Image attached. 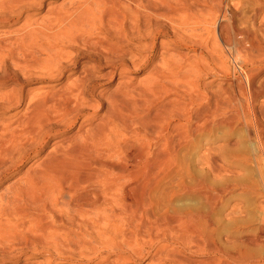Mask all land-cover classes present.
Listing matches in <instances>:
<instances>
[{
    "label": "rangeland",
    "instance_id": "1",
    "mask_svg": "<svg viewBox=\"0 0 264 264\" xmlns=\"http://www.w3.org/2000/svg\"><path fill=\"white\" fill-rule=\"evenodd\" d=\"M8 1L12 3V0H0V2L2 3H0V133L6 132L7 130V132H9L10 130H12L10 129L11 127L17 130H21V128L24 126L26 128V126H28L29 124L27 123L26 118L30 115L28 109L26 108V105L28 104V100L30 99V97H34L33 99H37L45 95L49 97V95L51 96L49 92H51L52 95H54L55 93H58L57 95H61L63 93L61 91H66L69 88L68 82H70L71 84V80L73 79V77L75 78L77 75L82 74L83 72L79 73L81 71H87V67L89 69V73H91L92 75L96 73L95 75H98V78L97 76L95 77L96 93L99 92V94L103 95L102 98H106L108 92H111L113 87H115L117 77V74H113L110 79L109 77L102 78V73L105 74L109 69V63H107L106 65L105 63H102V61L104 62V60H102L99 62H95L94 64L91 62H87L86 64L84 62L86 60V57L85 54H82V52H85V50L92 52V50L89 49L88 45L84 48L82 44H79L80 47L78 45L77 47L72 44L74 45L73 48L71 47L72 45L70 43H65L66 40L64 41L63 37H61L62 39L59 40V34L61 31L63 32V30L59 31V29H63L64 27H60L59 24H63V20L68 15V10L73 9L74 6L77 5V3L78 5L79 3H83V0H22L23 3L21 0H16L20 1L22 4L20 5L19 2V5L17 6L18 8L16 7L17 9L15 8L13 10L15 12H7V9L4 10L7 3L9 4ZM220 1L188 0V7L190 8H188V10H184L181 8V1L177 2L176 0V3H171L172 7L176 5V8L174 7L176 11L172 13L173 15L170 14L172 15L171 17H173L171 26H174V29L172 27H168L166 32L163 33L162 36H157L156 39L149 38L150 34H148L146 30H144L142 32L144 37L140 38L141 40L137 39L139 37H135L134 39L129 40L130 44H134H131L132 46L130 45L131 51L134 54L133 56H131L132 60L140 59V56L144 53L149 54V57L146 60H139V64L135 65L136 67H132L131 60L130 62L128 60V63L131 64H129L131 66L129 74L130 76H134V83H137V86H141L139 84H143V82L146 81L145 78H148L150 76V71L153 70L152 67L154 66L156 69L159 68L163 70L164 73L170 71L171 74L174 72H177V75L181 74V77L178 76V80L180 81L176 80L175 82H178L177 84H174V87L171 85L172 89L169 91V93H172L173 89L178 91V94L180 95V98H178L179 100L185 98L189 99V96H192L194 94V96L192 97H194V101L197 99V103H194L196 105L193 104L192 106H190L192 108H190L191 110L200 107L199 105L205 104L206 101L203 100L202 97L205 96V93L207 92L209 93L212 91L211 93L215 94L221 92L223 99L219 107L222 109L219 110L218 108V112L216 110L213 114L210 113L212 117L209 116L210 118H207L206 121L208 122L205 121V125L203 124L194 127L189 140L179 145L180 147L177 146L178 150L173 168L171 169L167 177H165V179L163 178V180L159 182V187L154 191H151L150 201L152 204L148 202L149 205L146 203L147 205L143 206L144 208L142 209L140 208L142 207L141 205H134L136 208H134V206V209L132 207L131 209L126 208V211L118 209L116 207H112V209H114V212H110L111 215L108 214L109 212L107 211H100L102 213H100L101 215H103V213L106 214H104L105 216L103 215V217L101 216L102 218H100V214L97 213V210H92L89 211V213H83L81 215L77 214L74 205H76L79 201L82 202L81 199L83 198L81 197L88 193L87 189L81 188L75 192H73L74 190L68 192V195L66 196V199L69 202L68 205L63 206L62 208H55L54 210L55 214L57 213L62 216V221L64 222H62L61 224V227L63 228L62 230L58 229L53 231L54 234H59L58 237H55L60 238V248H62V251L54 242H51L52 244L50 243L49 238H47V230H39L40 227H38L37 224L36 227L34 226L33 223H35V219L31 218L35 216V214L33 213L36 212L34 211L35 209L33 206L28 205V210H30L29 216L31 217L29 218L28 216L25 220V225L23 228L24 232L22 234L21 242L23 243L25 236L31 239H35L38 236L39 239V236L44 234L46 236H41L42 239H40V242L41 240L43 242L41 244H44L45 239L46 241H49L50 244L49 246H47L48 248L42 247L41 244H35V247L32 245L34 248L30 247L27 250L21 244L17 245L16 243V249L15 247H12V251L14 253V251L16 250L14 255L17 256V260L15 259V257L12 260H9L8 258L5 259V261L3 260L0 264H110L112 263L110 261H116V254L118 250H113L115 248L111 247V242L116 244L118 243V247L119 245L120 247H123V245H125L126 247L129 244L134 247H142V252L138 255L133 256L134 258H131L132 261L130 260V264H157L154 261V257L152 256H155L156 253L159 254L160 251L165 252L166 249L168 250L172 247V244L169 242L171 244L170 245L167 242L171 234L170 232H166L164 230L165 228L163 225L167 224H165V222H168V224H176V221L172 222L173 219L177 220L179 218L178 216H180V219L184 220L185 216H183V214L185 215V213H188L189 215L192 212V214L196 213L194 214V216L197 215L196 217H198V214L199 216H201L199 217L201 218L199 221L201 224L199 227L201 233L194 232L193 234V232H190L189 234L194 240L196 238L198 239L195 240L197 244H193L190 247L179 248V252L185 255V258L188 257L190 260L194 258L195 261H198V259L202 258L203 261L198 264H224L222 263V261L224 262L226 259V252L233 253L235 251H238V249H242L243 247L245 248H243L242 250L245 249L250 251L249 253L252 256L251 258H253L254 256L253 259H255V257L258 258L257 256L264 253L262 252L264 251L263 247H254L253 245H245L244 243H242V240L245 237L254 235L255 226L259 221L258 218H260L263 213L261 212L262 207L260 208V206H263L261 196L256 193V190L252 191L248 186H250L251 183L255 181L259 176L258 165L254 160V157L257 154L255 150L256 143L254 141V135L251 134L253 132H251L252 129L249 123V117H252L253 115L254 117L256 116L257 119H259L264 125V121L261 117L262 113H264V98L259 97L254 101L255 108L247 107L245 101L237 99L238 96L236 97L235 93L233 92L234 88L230 86L231 81L237 75L243 77L240 75L239 63L234 60L235 58H237V53L234 49L236 44L235 41L238 40L236 37L237 34L238 36H240L239 34H242L245 32V30H247L246 32H253V34L257 38H259L261 41H264V0ZM216 4H220V7L222 9L215 11V7L217 6ZM17 10H19V12H17ZM75 10H70L71 12H69V15H72ZM126 10H128V8H126ZM63 12L67 13L66 16L65 14H63ZM60 16L62 17V19ZM58 19L60 20L58 21ZM44 26L45 28H47L45 29ZM51 26H53V31L56 28L54 32L49 29L52 28ZM43 28L45 31L43 30ZM37 30L39 32L41 30L42 33L44 31L46 33H44L46 36H48V32L50 34L52 32L57 33L58 31L59 33L56 34V36L58 35V38L56 39H58L60 42L63 40L62 42L64 44H59L60 42L54 40L55 36L53 33L51 35L52 37H49L53 39H49L45 35L42 36L43 34L41 35V33L38 34ZM35 31L37 33L36 35H39V37L42 36L43 39L42 37L38 38V36L33 35L32 33H34ZM111 31L116 35L115 29L111 28ZM145 33L148 34L146 35V37ZM166 33H168V35ZM94 34L96 33L93 32V34L91 35L92 38ZM97 36H99V38ZM96 37L98 38V40H100L99 43L98 40H96L97 44H99V49L107 50V46L104 44L106 43V39L104 37L101 38L100 35L96 34L93 40L97 39ZM144 38L149 39L145 40ZM47 39L51 40L49 42L55 41L54 44H57V47L59 44V47H62L61 50H63L64 53L62 51H57L59 50V47H55L53 43H50L52 44V46L48 44L49 42ZM111 39L114 40L113 38ZM150 39H152V41ZM154 40L156 43L154 42ZM42 41L44 43L46 42L45 46H51L48 47L49 49L52 48L53 50V46L54 50L57 48L56 51L59 53H57V57H54L55 55L52 54L54 53V51L52 52L49 49L45 48ZM112 42L113 45L116 42L114 46H118L117 41L114 40ZM152 42L154 43L153 45H150V47L152 46L151 48L153 49L150 48V50L149 44H152ZM67 43L70 45L66 46ZM146 43L148 47L145 45ZM91 44L96 45V42L93 41ZM41 45H43L44 49L47 50H41ZM144 46L149 51H145ZM82 49L85 50L83 51ZM48 50L50 51L49 53L52 52L51 54L53 56L49 55L48 52H45ZM62 54L65 56V58L64 56L63 58L62 56H60ZM46 55H49L48 57L52 56V61H54L55 59L57 60L59 56L60 61L63 60L62 63H67L68 61L72 60L73 64L67 66V68L63 70V72L57 73L55 65H53L54 67L52 66L53 68L50 67L52 61L50 60V58L48 59ZM241 55L242 58H245L248 61V68H251L252 66L251 70L256 73L254 83L258 86L261 82L264 81V55L251 52L250 49L242 50ZM46 58L47 63H44L43 61ZM41 59L42 63L39 64L38 62L41 61ZM250 60L254 62V66L250 63ZM48 61L50 62V66L48 65ZM37 63L39 64L38 66ZM89 63L91 64L92 68H89ZM151 63L153 65H151ZM165 63L167 65H165ZM168 63L170 65H168ZM195 63L200 64L206 70H203V72L199 73V77L198 73L196 72L197 64ZM101 64L104 66H102ZM171 64L173 65V68H171L173 69L172 71L170 69V67H172ZM83 67L86 70H83ZM164 67L167 68V71H165L166 68L164 69ZM168 68L170 70H168ZM257 70L259 71L257 72ZM192 71L197 73V77H195V73L192 74ZM51 72H53V74ZM181 72H184V75ZM185 72H191V77L194 75L192 78L190 77L191 79H193L192 85L194 84L193 81H197L196 84L198 83L197 87L199 88L193 87V90L195 88L194 91H192V89L189 90L190 88L188 87L189 85H187V82H189L191 79H188L189 81L187 80V77L189 78L190 75L186 74ZM99 74H101L102 76ZM185 74L189 76L185 77ZM52 75L53 77L51 78ZM168 75L170 76V74ZM218 81L220 86H223L221 87L222 89L218 88ZM64 87L67 88L65 89ZM46 90L48 91L49 95L46 93ZM58 90L60 93L58 92ZM185 90H187V92ZM196 90L198 91L197 95L199 93V98L197 97V95L195 96ZM183 91L186 94H184ZM189 91L190 93H188ZM171 93H167V96L165 95L166 98L171 95ZM162 94L159 97L160 101L159 99L153 101V108L158 106L159 103L161 104L166 101L165 96ZM6 98L17 99L18 101H16V104H14V106H6ZM161 98L162 101L164 100L163 102L161 101ZM170 99H167V101ZM201 99L202 101L200 102ZM198 100L200 103L198 102ZM101 104L96 111H93L90 114L92 115L94 120H92L93 118L91 117L89 121L85 122L84 128L89 127L88 125H90L91 123L95 124V122L102 116L101 114L104 113L105 108L108 105L107 103ZM248 110H250L249 113H253H250V115L247 112ZM144 112H146V110H144ZM78 125V122L73 124L71 122V124L63 126L60 130H58V134L53 136L54 138H49V141L45 144V146L33 150L34 152L31 151V154L29 153L28 155L22 157V162L21 160H18V162H16V166H14L12 169L10 168L11 170L1 175L0 194L7 193L5 195H11L14 191L15 186L18 183L19 185L23 184L26 181L25 178L28 176V174L30 175L31 172L39 167L38 160L41 159V156L48 154V151L49 153L52 152V149L57 140L61 139L58 143L61 142L63 144H67L69 135H71L72 137V134L76 132L75 130H77L76 128H78ZM131 134H129V140L133 137V135L131 136ZM127 136L125 137L127 138ZM125 137L123 138L125 139ZM147 138L152 147L154 141H151L149 137ZM146 140L145 142L143 140L142 141L144 142V147L147 148V146L145 145H149V142L147 141L146 143ZM130 141V143H132V145H134L135 147L138 146L137 141L134 139V137ZM134 151V148H132L131 153L133 154ZM123 160L124 158L122 159L116 156H113L111 158V161L121 164L125 163V161ZM36 166L37 168H35ZM30 168L33 171L30 170ZM198 182H200L199 185L197 184ZM201 185L204 187H202ZM197 187L202 188L200 189L201 191H199V188L197 189ZM221 187H224V190H222ZM220 188L221 190L218 191V189ZM134 197L136 198L135 193L130 194V196L128 197V201H132ZM75 202L77 203L75 204ZM107 214L110 216H108ZM48 215L49 214H47V216L45 217L47 218V220L44 219V221L46 220L45 223H50L54 226H58L59 221L55 219L54 215ZM171 216H174L176 218H172ZM107 218L109 219L107 220ZM162 218L165 220V222ZM168 218L171 219L168 221ZM28 219L30 220L28 221ZM13 220L15 221V219ZM159 221H163L162 226ZM86 223H88V227ZM31 224H33V227L31 226ZM156 224L158 225L156 226ZM162 227L163 229H161ZM155 230L157 232H155ZM32 231L37 232L33 233V236L36 237H33L31 235ZM130 231L132 232L130 233ZM129 233L130 235L127 236ZM29 234L31 236H29ZM162 234H166V237L162 236ZM43 237L45 239H43ZM159 237H162V239ZM163 238H166V241ZM199 241L203 245L198 243ZM209 244L211 246H209ZM20 246H22L23 249ZM17 247L19 249H17ZM209 247L212 249L210 250ZM57 248L59 250H57ZM24 249H26L27 251L24 252ZM215 257L217 258L216 261ZM162 260L163 263H160L166 264L167 259L163 258ZM204 261L207 262L203 263Z\"/></svg>",
    "mask_w": 264,
    "mask_h": 264
},
{
    "label": "bare ground",
    "instance_id": "2",
    "mask_svg": "<svg viewBox=\"0 0 264 264\" xmlns=\"http://www.w3.org/2000/svg\"><path fill=\"white\" fill-rule=\"evenodd\" d=\"M83 1L84 2L79 3V5L77 3L78 6L75 5L76 8L74 6L73 9L74 10L76 9V10L74 11V13L72 12L73 13L72 15H69V12H71L73 9H70L71 11L68 10L69 16L67 15V17L63 20L62 25L59 24L60 27L64 26L63 29H59V31L63 30V32L61 31L59 34L60 35L59 40H61L62 39L61 37H63L64 41L66 40L65 43L68 42L71 45L74 44L75 46L78 45L79 47H80L79 44H82L84 48L88 45L89 49H91L92 52L82 49L83 51L85 50V52H82V54H85V57H86V60L84 62L86 64L87 62H91L94 64L95 62L104 60V62L102 61V63H105L106 65L107 63H109L108 65L109 69L105 74L102 73L103 75L102 78L109 77L110 79L111 76H113V74H117L115 87H113L111 92H108L106 98L105 97L102 98L103 95L99 94V92L96 93V88H95V80H96L95 77L97 76L98 78V75H95L96 74L95 73L93 74L94 75L93 76L91 73L88 72L89 69L87 67V71H81L79 73L83 72L82 74L77 75L75 78L73 77V79L71 80V84L70 82H68L69 88L66 91H61L63 92L61 95H57L58 93H55L56 95L55 94L52 95V93L49 92L51 94L50 96L48 94V91L46 90L47 91L46 93L49 95V97H47V95H45L46 97L43 96L44 98L39 97L37 99H33L34 97L33 98L30 97V99L28 100V104L26 105V108L28 109L29 114H30L28 117L26 116L27 123H29L28 126H26V128L24 126L21 128V130H17L11 127L10 129L12 130H10L9 132H7L8 131L7 130L6 132L0 133V177H1V175L5 174L7 171L11 170L14 166H16L17 165L16 162H18V160H21V159L23 160L22 157L28 155L31 151L34 152L33 150H36V149L41 148L42 146H45V144L49 141V138L57 135L59 132L58 130H60L63 126L69 125L71 124V122L72 124L76 122L79 123L78 128H76L77 130H75L76 132L72 134V137L71 135H69L67 144L66 143L63 144L61 142L58 143L61 139L57 140L53 149L51 148L53 150L52 152L49 153L48 151V154L41 156V159L39 158L40 160L37 159L39 161L38 163L39 167L37 168L36 166L35 168L37 169L34 171L30 168V170H32L33 172L29 170L31 174L30 175L28 174V176L25 178L26 181L21 185H19L18 183L15 186L14 191L12 192L11 195H5L7 193L0 194V263L3 260L5 261V259H8V258L9 260L14 259V257L16 259L17 256L14 255L16 250L14 251V253L12 251V249L16 246V243L17 245L21 244L27 250L28 248L33 247L35 244L40 245L41 243H43L42 240L40 242V239H42L41 236H43L44 234L39 236L40 238L38 239V236L37 237L33 236L34 235L33 233H37L35 231H32V234H31L33 237H36L35 239H31L25 236L23 243L21 242L22 234L24 232L23 228L25 225V220L30 215V210H28V205L33 206L35 209L34 211L36 212V213H33L35 214V216L31 218V219H35L34 220L35 223H33L34 226L36 227V224H37V226L40 227L39 230H43V231L47 230V238H49L50 243L54 242L59 247L60 250L62 249L60 248V245H61V241L59 240L60 238L55 237V236L58 237L59 234H54L53 231L58 230V229H61V230L63 229L61 227L63 219L60 214H57V213L55 214L54 210L55 208H62L63 206L68 205L69 202L66 199L68 192H71L72 190H74L73 192H75L81 188H85L88 191V193H86L84 196L81 197L83 198L81 199L82 202L80 201L78 203L75 202V204L76 203L77 204L74 205V207L77 211V214L79 215L83 213H89V211H92V210L94 211L97 210V213L99 214L104 211L105 212L107 211L109 212L108 214H110V212L111 213L114 212V209H112V207L125 210L126 208H129V209H131V207L133 208L134 205L135 206L141 205L142 206L140 207L141 209L144 208L143 206H146L147 204L149 205L148 202L151 203L150 201L151 191H154L155 189L159 187V182L163 180V178L165 179V177H167V175L170 173L171 169L173 168L177 150H178L177 146L189 140V137H191L194 127L203 125V124L205 125V121L207 120V118L208 119L210 118L209 116H211L210 113L213 114L214 111H216L220 107V103L223 100L221 92L220 93L218 92V94L211 93L212 91L209 93L208 92L205 93L202 90L205 93V96L202 97L203 100L206 101L205 104L199 105L200 107L198 108H196L195 106L196 109L191 110L192 108L190 106H192L194 103H197L196 101L197 99L195 100L196 102L193 100L194 97L192 96H194V94L192 92L191 93L193 95L189 96V99L185 98V99L179 100L178 98H180L179 97L180 95L178 94V91L173 89V92L172 93L170 92L171 95H169L166 98L167 93L170 94L169 91L172 89L171 85L174 87V84L175 83L177 84V82L180 81L178 79L179 77H181L180 76L181 74L177 75V72L175 73L174 71L173 72L175 74L174 73L171 74L170 71H167L166 67H164V69L166 68L165 71H167V73H164L163 70L159 68L156 69L153 66L152 67L153 70L150 71L151 72L150 76L148 73L149 77L147 76L148 78H145L146 81L144 82L141 81L143 82V84H139L141 86H137L136 85L137 83L136 84L134 83V79H135L134 76H130L129 74L131 66L136 67L135 65L139 64L138 62L139 60H143V59L146 60L149 57V54L142 53L143 55L140 56L141 57L140 59L132 60L131 56H133L134 54L131 51L130 45L132 43L130 44L129 40L134 39L135 37H139L137 39L143 38L144 35L142 34V32L144 30H146L147 33L150 34L149 38L156 39L157 36H162L163 33L166 32L168 27H172L174 29V26H171V22L173 19V17L171 16L173 15L172 13L176 11L175 9L176 5L174 6L175 7L174 8L172 7L171 3L173 2L176 3V0H83ZM180 1H181L180 4H181L182 9L188 10V8H190L188 7L189 5L188 0H177V2H180ZM8 2L9 4L7 3V5L9 6L6 5L5 6L6 8L4 10L7 9V12L8 11L10 12V11H13L19 5L20 1L12 0V3H10V1ZM22 3L20 2V5ZM125 5H126V8H128V10H126ZM216 5L217 6L215 7V11L222 9L220 7V4H216ZM17 12H19V10H17ZM63 14H65L66 16L67 13L63 12ZM59 20L60 19H58V21ZM51 27L52 28H49V29L53 31L52 30L53 26ZM111 28L116 30L115 31L116 35L112 33L113 30L111 31ZM38 30H37L38 34L41 33V35L43 34L42 36L46 34L44 32L45 30L44 31L42 30L43 33L41 32V30L40 32ZM246 31L247 30H245V32L242 34H239L240 36H238L237 34L236 37L238 40L235 41L236 44L234 48L237 53L236 55L237 58H235L234 60L237 63H239L240 75L243 77H240L239 75H237L231 81L230 86L234 88L233 92L235 93L236 97L238 96L237 99H240L241 101H245L247 107L255 108L254 101L259 97L264 98V81L261 83L259 82L260 84L258 86L254 83V78H255L256 73L253 72V70H251L252 66L251 68H248L247 66L248 61L245 58H242L241 51L244 49L245 50L250 49L251 52L264 55V41H261L259 38H257L253 34V32L250 33ZM93 32L96 33L97 35H100V37L103 35L101 38L104 37L106 39L105 40L106 43H104V41L103 43L107 46V50L99 49L98 47L99 44H97V41H96L98 40L99 36H97L98 38L96 37L97 39L93 40L94 36L96 35L94 34L92 38L91 35L93 34ZM52 33L49 34L48 32V36L46 35L45 36L47 38L52 37L51 36ZM58 33H59L58 31L57 33H53L55 36L54 40H57L58 42H60L58 39H56L58 38L57 37L58 35L56 36V34ZM147 33H145V37L146 35H148ZM32 34L36 35L37 33L35 31ZM166 34L168 35V33ZM36 36H38V38L42 37V36L39 37V35H36ZM110 37L113 38L115 41H117L118 46H114L116 42L113 45L112 41L114 40H112ZM49 39H53V38H49ZM152 39L150 40L152 41ZM49 41L51 40H48V42ZM62 41L59 44L63 43ZM93 41L96 42L97 46L94 45L95 43L91 44ZM99 42L100 40H98V43ZM154 42H152V44H149V49L152 47V46L150 47V45H153ZM45 43H44V46H45ZM50 43H53V45H55L54 44L55 41L49 42L48 44ZM68 43L66 44V46L70 45ZM59 44H58V47H59ZM50 45L52 46V44ZM50 45L45 46V48L49 49L48 47H51ZM74 45H72L71 47H73ZM145 45L147 46V43ZM41 46H42L41 50L42 49L47 50V49H44L43 45ZM55 47H57V44L55 45ZM56 49L54 50V46H53V50L52 48L49 49L52 52L54 51V53L51 52L52 54L55 55L54 57H57L56 56L58 53L57 51L63 52V50H61L62 47L61 48L59 47L58 48L59 50L57 51ZM144 49L145 51L147 50L145 46H144ZM49 50L45 52L49 53L50 52ZM51 53H49V55H52ZM48 56L46 55V57L48 59L50 58L51 60V57L53 55L51 57H48ZM60 56H62L63 58L64 55L62 54ZM47 58L43 61L44 63H47ZM58 59H59V56L57 60L55 59L56 61L54 60L55 63L54 61L51 60L52 61L51 66L49 64L50 62L48 61V65L50 67L55 65L57 69L56 70L57 73L63 72V70H65L67 66L73 64L72 60L68 61L67 63L65 62L62 63L63 60L61 59L62 61H60V59L59 60ZM128 60L129 62L131 60L132 65L128 63ZM38 63L39 64L42 63V59ZM38 63H37V66L39 65ZM250 63L253 64L254 66L253 61H251ZM151 65L153 64L151 63ZM165 65L167 64L165 63ZM168 65L170 64L168 63ZM84 67H83V70H86L85 69L86 67L85 68ZM89 68H92L91 64ZM171 68H173V65L172 67H170V69ZM170 69L168 68V70ZM172 70L173 69H171V71ZM203 70H205V68L201 66L200 64H197L196 72L198 73V77H199V73L203 72ZM258 71L259 70H257V72ZM51 73L53 74V72ZM185 73L190 75L189 76L185 74L186 75L185 77L189 76V78L187 77V80L188 79L190 80L194 75L197 74L193 72L192 74L194 73L195 74L191 77V72H185ZM168 74H170V76ZM52 77L53 75L51 76V78ZM195 77H197V75ZM176 80L178 81L175 82ZM192 80L193 79L187 82L188 83L187 85H189L188 86L190 88L189 90L192 89V91H194L195 88H199V87H197L198 83L196 84L197 81L195 79L194 80L196 82L193 81L194 84L192 85ZM161 81H162V84H161ZM166 82L169 84H167ZM218 84H219V81H218ZM218 86H219L218 88L223 87V86H220V84ZM193 87H195L194 90H193ZM185 91L187 92V90ZM197 92H198L197 90H196V93L194 92L195 96L197 95ZM188 93H190V91ZM161 94L164 96L166 95L165 96L166 101L163 100L164 101L163 102L161 98V101L163 103L161 104L159 103V105L156 106L157 108L156 107L153 108L154 107L153 101L156 99H159L160 101L159 97ZM11 96H14V95H11ZM167 99H170V100L167 101ZM5 100H6L5 101L6 106H14V104H16V101H18L17 99H9V98H6ZM175 100H179V101H175ZM186 100H189V101H186ZM201 101L202 99L200 100V102ZM101 103H105V104L107 103L108 105L105 108L104 113L101 114L102 116L97 121L95 120L96 121L95 124L91 123L90 125H88L89 127L84 128L85 122L89 121V119L92 117V115L90 114L93 111H96L99 108V105ZM220 109L222 108H219V110ZM144 110H146V112H144ZM249 111L250 110H248L247 112L249 113ZM261 117H262V120L264 121V113H262ZM249 118H250L249 123L252 129L251 132H253L251 134L254 135V141L256 143L255 150L257 154L255 155L254 160L258 165L259 176L248 187L252 191L256 190V193L259 196H261L262 201H263L262 203L263 206H260V208L262 207L261 208L262 211L260 209L259 210L263 213H262V216L258 218L259 221L257 225L255 226L254 235L245 237L242 240V243H244L245 245H253L254 247L260 246L261 248L263 247V250H264V125L259 119H257L256 116L254 117V115ZM92 120H94V118ZM129 134H131V136L133 135L134 139L137 141L138 146L135 147L134 145H132V143H130L131 142L130 140H132L133 137L130 138L129 140L128 138L130 136ZM125 136H127V138ZM145 136L146 138L149 137L151 141H154L152 147H151V144L148 138L146 140ZM123 137H125V139ZM121 139L123 142L121 141ZM142 140L144 142L146 140V143L147 141L149 142V145L148 144L145 145L147 146V148L144 147L143 145L144 142ZM132 148H134L135 150L133 154L131 153ZM113 156H116L122 159L124 158L123 161H125V163L121 164V163H116V162L111 161V158ZM199 183L200 182H198L197 184L199 185ZM198 188L199 187H197V189ZM221 188L218 189V191H220ZM223 188L222 190H224ZM200 189L202 188H199L198 190L201 191ZM132 193H135L136 198L134 197L135 200L133 199L132 201H128V197ZM211 205H212V202H211ZM135 206L134 208H136ZM121 213H124V212H121ZM192 213L189 215L188 213H185V215L183 214V216H185L184 220H181L180 216H178L179 220L173 219L172 222L176 221V224H168V222H165L163 218L162 219L164 220L165 224L167 223L166 225H163L162 223L163 221L161 222L159 221L161 226L162 225L164 226L165 228L164 230L166 232H170L171 236L167 242L168 243L170 242L172 244V247L171 249H168V250L166 249L165 252L160 251L159 254L156 253L155 256H152L154 257V261L157 264L163 263L162 262L163 258L167 259L166 264H198L203 261L202 258L198 259V261H195L194 258L190 260L187 257L188 258L187 259L185 258V255L179 252V248L190 247L193 244H197V242L195 241L197 238L194 240L192 236L189 234L190 232H193V234L194 232L201 233V230H199V227L201 225L199 222L201 218L199 217L201 216H199L198 214L199 212L197 213L198 217H196L197 215L194 216V214L196 213L194 214ZM47 214L49 215L51 214L52 216L54 215L55 219L59 221L58 226H54L50 223H45V221L47 220V218H45ZM101 214L100 216L98 215L100 218H102L105 213H103V215ZM30 217L31 216H29V218ZM171 217L176 218L174 216H171ZM13 219H15V221ZM44 219L46 220L44 221ZM108 219L109 218H107V220ZM170 219L171 218H168V221ZM29 220L30 219H28V221ZM33 224H31V226ZM86 224L88 227L89 226L88 223ZM158 224H156V226ZM161 229H163V227ZM131 232L132 231H130V233ZM155 232L157 231L155 230ZM130 233L126 235L129 236ZM31 235L29 234V236ZM165 235L162 234V236H165ZM195 237H198V236H195ZM159 238L162 239V237H159ZM43 239L45 238L43 237ZM163 239L165 240L166 238H163ZM33 240H36V241H33ZM200 241L198 243L202 244ZM50 243L49 241H46L45 239V242H44L45 245L44 244H41V245L42 247H47L49 246ZM117 244L111 242V247L115 248L113 250H116V249L118 250L116 254L117 255L116 261L112 260L110 261L112 262L110 264H130L129 262L131 258L142 252V247H139V246L134 247L131 244H129L128 246L125 247L123 243L122 244L123 247H120V245L118 247ZM22 246L20 247L22 248ZM209 246L211 245L209 244ZM18 247L17 249H19ZM26 249H24V252L27 251ZM59 249L57 248V250ZM211 249L212 248H210V250ZM242 249L240 250L238 249V251H235L233 253L226 252L225 253L226 259L224 262L221 260L222 263L224 264H264V253L261 255L258 254L259 256L256 255L258 258L255 257V259H253L254 256L253 258H251L252 256L249 253L250 251L245 250V249L242 250ZM94 250H95V247H94ZM216 259L217 258L215 257V261ZM205 262L207 261H204L203 263Z\"/></svg>",
    "mask_w": 264,
    "mask_h": 264
}]
</instances>
